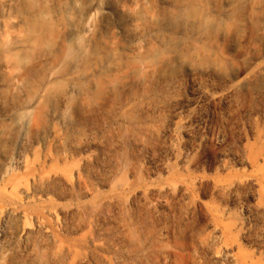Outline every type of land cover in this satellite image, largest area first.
<instances>
[{
  "label": "rangeland",
  "instance_id": "obj_1",
  "mask_svg": "<svg viewBox=\"0 0 264 264\" xmlns=\"http://www.w3.org/2000/svg\"><path fill=\"white\" fill-rule=\"evenodd\" d=\"M187 1L204 31L165 25L179 0H0V264H151L147 243L129 246L135 224L157 233L173 264L194 257L178 240V205L154 191L217 181L229 173L217 170L223 161L238 179L252 175L237 155L252 126L264 131V88L238 111L239 88L264 77V28L254 36L227 14L246 3L264 24V0ZM170 38L182 56L163 95L146 83L160 65L138 59ZM107 53L110 61H100ZM145 113L159 120L150 141L138 131ZM23 186L48 198L19 203ZM242 197L231 207L246 222L244 249L264 261L246 208L256 202L249 188ZM49 211L58 214L46 219L49 236L21 235Z\"/></svg>",
  "mask_w": 264,
  "mask_h": 264
},
{
  "label": "bare ground",
  "instance_id": "obj_2",
  "mask_svg": "<svg viewBox=\"0 0 264 264\" xmlns=\"http://www.w3.org/2000/svg\"><path fill=\"white\" fill-rule=\"evenodd\" d=\"M248 9L245 3L243 6L233 9L227 16L235 22H243L245 28L252 35L260 36V31L264 28V24L255 20L248 12ZM165 25L174 28L179 34L190 29H196L199 32L206 29V23L201 17L200 11L187 0H179L175 12L166 19ZM180 46V43L175 38L163 39L158 47L149 49L144 55L139 57L138 61H149L160 65L158 77L155 80L148 82L149 78L146 76V83L150 86L149 89L147 88L148 90L157 91L159 89L163 95H166L167 89L169 90L172 86L174 60L180 59L182 56ZM111 58L112 55L107 53L100 61H110ZM126 61L131 65L136 62V59L127 56ZM139 73L137 70L134 71V74ZM261 78L254 83L244 82L240 85L239 91L243 97H241V108L238 111L246 109V105L249 104V97L253 91L264 88V77ZM233 119L235 118H232V122ZM158 121V116L154 114H143L139 120L138 127L140 137L150 141L155 135L159 136L160 132L157 130L159 129ZM218 122L219 116L216 115L215 123L218 124ZM251 130V137L245 135L241 151L237 155V159L244 169H251L252 175L249 178H236L235 169H231L228 162L223 161L217 170H220V172L229 170V173L227 176H218L216 178L217 181H214L215 177H213L212 181L209 179L202 180L198 185H195L196 188L190 186L187 182H170L164 188L154 191V195L159 198L169 199L173 204L178 205L177 210L180 214L181 226L178 240L184 252L191 250L195 253L189 262L185 260L182 264H207L208 261H213L217 264H264L262 258L259 259L256 254L247 253L244 249L243 242L247 237L245 233L246 222L239 218L231 207V205H237L242 202L243 191L249 188L250 195L256 203L246 208L257 219L260 231L255 235L258 237L259 243L264 244V131L259 128L258 123L252 126ZM231 136L230 131L226 128L222 138L229 141ZM220 153V158H224L226 153ZM210 159L209 171L212 172L216 156L210 155ZM196 190L202 198L210 197L212 200L209 203L203 202L202 199L196 196ZM47 196L48 194L43 192L38 195L28 187L23 186L18 191L17 202L25 203L35 197L46 198ZM172 207H169L170 211H172ZM25 215L24 212L18 213L20 218L27 220ZM57 216V212L49 211L41 219L37 216L35 223L26 221L21 228V235L25 236L40 232L46 237L49 236L50 227L46 223V219L51 217L53 220ZM183 222H186V224L183 225ZM170 230L167 229L165 235H168ZM154 232L149 227L135 224L128 236L129 246L135 247L147 243L150 248L149 259H151V264H173L172 256L164 252V248L161 247L157 239V233ZM136 252L138 256L141 255L138 249H136Z\"/></svg>",
  "mask_w": 264,
  "mask_h": 264
}]
</instances>
